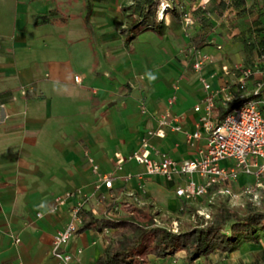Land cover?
Listing matches in <instances>:
<instances>
[{
    "label": "crops",
    "instance_id": "0c3cea01",
    "mask_svg": "<svg viewBox=\"0 0 264 264\" xmlns=\"http://www.w3.org/2000/svg\"><path fill=\"white\" fill-rule=\"evenodd\" d=\"M243 1L238 17L228 7L220 17L201 19L198 11L208 0H171L174 15L165 12L151 26L121 33L133 23L139 0H0V264H59L51 239L76 201L50 209L65 192L78 191L85 199L83 219L85 213L124 219L125 207L145 208L159 222L153 225L166 230L173 222L179 230L181 220L188 222L202 203L210 204L207 198H177L174 189L184 184L183 177L148 176L129 157L143 137L150 156L155 152L175 162L196 157L204 141L190 147L184 133L195 129L192 107L205 96L200 80L234 95L236 76L220 68L247 66L256 57L242 51L240 35L225 42L219 35L225 15L230 26L242 21L245 29L264 28V0ZM177 7L190 16V25L177 20ZM195 33L205 36L197 52L211 59L199 71L191 69L187 50ZM165 111L177 118L180 130L147 137ZM86 156L108 176V188L90 172ZM251 181L239 175L233 189ZM107 233H75L64 247L70 264H95ZM219 255L230 256L214 253L193 264H217ZM144 264L186 261L178 252L147 256Z\"/></svg>",
    "mask_w": 264,
    "mask_h": 264
},
{
    "label": "built area",
    "instance_id": "2783aa9c",
    "mask_svg": "<svg viewBox=\"0 0 264 264\" xmlns=\"http://www.w3.org/2000/svg\"><path fill=\"white\" fill-rule=\"evenodd\" d=\"M165 5L160 4L159 16L170 7L171 0H164ZM177 20L183 27L191 24L190 16L181 7L176 8ZM191 69L199 71L204 65L211 62L208 55L200 54L197 51L191 53ZM264 59V55L260 60ZM221 73L224 75H236V82L233 85L234 91L243 90L247 85L252 84L250 94L244 92L235 95L230 94L226 87L211 90L209 84L200 80L205 96L200 103L192 107V112L197 115L195 129L192 132L184 133L186 144L193 147L202 139L203 146L197 149V155L193 159L175 162L164 155L153 153L150 156V148L145 137L140 140L139 149L129 159L142 167L144 174L158 176L165 181H171L174 176L184 178V184L174 189V195L183 200L189 201L197 198H207L208 203L216 199H227L235 201L239 197L248 196L256 199V189L264 182V69L251 71L241 65L231 67L222 66ZM254 74L257 78L253 80ZM77 77H74V81ZM252 96L246 102L231 110L221 120L213 117V108L216 98L219 97L221 105H225L232 99H242ZM178 120L168 111L157 117L156 129L148 131L147 137L162 138L164 130L178 132L180 126ZM90 172L97 177V181L104 187L110 186L107 175L98 172L93 160L86 156ZM239 175L248 176L252 181L238 190L233 189L234 183ZM75 199L68 211L67 222L53 235L50 243L51 255L59 264H70L71 255L64 251L68 241L75 235L78 227L83 221L82 205L85 199L78 191L65 192L62 196L56 197L50 212L57 206L64 204L65 200ZM202 219L199 227H203L209 220V215L203 211H197ZM39 216L38 214L36 215ZM153 223L159 226V222L152 218ZM168 231L176 234L178 231L176 222L168 227ZM17 239L14 240L17 243Z\"/></svg>",
    "mask_w": 264,
    "mask_h": 264
},
{
    "label": "trees",
    "instance_id": "16d2710c",
    "mask_svg": "<svg viewBox=\"0 0 264 264\" xmlns=\"http://www.w3.org/2000/svg\"><path fill=\"white\" fill-rule=\"evenodd\" d=\"M158 2V0L139 1L132 10L135 18L133 23L120 32L153 25ZM228 7L231 8L233 15L238 17L244 12V1L231 0L230 3H226L220 0L213 5V0H208L198 13L201 19L211 13L220 17L222 11ZM168 11L174 15L171 7L165 9L163 13ZM83 19L84 22L87 21V14ZM255 25L247 27L239 34L242 51L256 55L250 65L241 66L251 71L258 69L262 72L264 59L260 60V57L264 55V28ZM204 42L205 36L195 33L188 38L187 50L191 53L195 52L204 46ZM232 92L234 95L237 94L234 90ZM251 98L252 96L248 95L242 99H232L225 105L218 102L214 104L213 117L221 120L232 109ZM124 210L129 213L124 219L95 218L90 213L84 214V219L76 233L85 230H92L95 233H102L104 230L108 232L105 236L104 252L95 264H144L147 256L165 258L178 252L184 253L186 264H193L196 260L205 261L213 253L227 255L236 251L241 244H257L260 239L264 240V210L247 208L240 214L224 203H218L210 214V221L204 227L187 225L184 229L179 228L176 234L154 226L145 208L125 207Z\"/></svg>",
    "mask_w": 264,
    "mask_h": 264
},
{
    "label": "rangeland",
    "instance_id": "374dc122",
    "mask_svg": "<svg viewBox=\"0 0 264 264\" xmlns=\"http://www.w3.org/2000/svg\"><path fill=\"white\" fill-rule=\"evenodd\" d=\"M141 1V0H139ZM158 5H157V10L160 9V4H164V0H158ZM157 20H160L159 16V11H157V14L155 16ZM224 23H222V27H220L219 35L223 37L222 39L224 40L223 42L227 41L230 38H235L237 35H239L241 32L245 30V27L243 26L244 23L242 21H234L233 26L229 25V18L227 16H224ZM251 84V83H250ZM247 94H250L251 92V87L250 85L243 89ZM233 93V92H232ZM249 183H245L242 185H248ZM262 186L260 188L256 189V199L253 200L248 196L245 197H239L235 201H228L227 199H216L210 204H204L203 209L201 211L207 213L209 215V220L207 223L210 221V214L214 208V206L218 203H224L227 205L229 208L237 211V213L242 214L245 209L251 208L255 209L257 211H262L264 210V182L261 183ZM202 219L198 216L196 211L193 213L191 220L188 222L186 220H181V223L179 224V228L184 229L187 225H190L191 227H199L198 225L201 223ZM162 223L164 225H167L169 221L164 218L162 220ZM204 227V226H203ZM214 254V253H213ZM216 263L220 264H264V240H259L257 244H249V243H244L241 244L236 251L230 253V256L222 258L220 255L214 258ZM202 262L203 260L200 259Z\"/></svg>",
    "mask_w": 264,
    "mask_h": 264
}]
</instances>
